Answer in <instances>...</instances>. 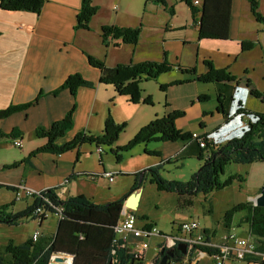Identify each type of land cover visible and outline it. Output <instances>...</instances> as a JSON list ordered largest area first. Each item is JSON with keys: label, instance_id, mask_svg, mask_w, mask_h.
I'll list each match as a JSON object with an SVG mask.
<instances>
[{"label": "crops", "instance_id": "obj_1", "mask_svg": "<svg viewBox=\"0 0 264 264\" xmlns=\"http://www.w3.org/2000/svg\"><path fill=\"white\" fill-rule=\"evenodd\" d=\"M135 1L139 3L141 0ZM165 1L167 8L157 4L155 0H146L142 16H136L128 6L115 13L114 17L102 19L101 0H93V4L99 10L93 17L89 30H75L82 0H45V5L39 15L31 12L5 11L0 7V110L8 108L10 105L30 103L42 94L38 102L28 110L0 120V132L9 134L13 129H19L23 133V137L20 138L22 140L20 148L13 145L14 140L0 138V191L11 194V196L8 194L10 196L8 202H1L0 206L13 204L14 200L18 201L16 199L17 191L8 190L3 186L17 188L19 185H24L37 192L58 188L57 194L62 200L79 195L86 196L83 192H78L79 183L77 181L83 177L75 176L80 173H75L68 165L66 156L69 152L60 156L39 154L32 158L28 164H22L12 169L4 167L20 162L32 151L43 146L46 140L38 139L35 130L38 127H49L52 123L61 120L74 105H76L74 128L59 143H66L81 132H88L95 136L101 135L106 116V113L101 110V100L107 85L99 83L100 71L90 65L88 56L103 61L108 67H115L118 64L145 61L163 62L166 60L183 69L194 68L197 74L207 72L204 61L210 60L217 69H227L240 80L230 84H205L195 80L193 74L179 70L164 74L159 78V83L156 82L157 84L169 85L175 82L179 84L170 86L165 92L159 88V92L162 94L161 99L164 101L162 112L152 111V107L149 105L132 104L127 97L116 95L113 88L109 87L107 91L114 92V98L117 96L118 102L126 104L132 110H137L138 117L133 134L137 129L155 119V114L161 117L172 111H180L184 115L176 121L178 130L182 133H197L202 136L217 132L216 140L220 139V145H222L230 139L222 137L229 134L227 132H237L239 135L242 131V125L237 117L232 116L229 119L235 89L238 92L237 95L242 90L241 103L243 104L244 99V109L253 113H264V102L251 96V90L245 83L246 80H251L253 86L258 90L249 70L254 71V67L258 65L255 63H264V22H258L254 18L248 0H232L230 34L229 39L224 41L200 40L198 37L200 15L193 16L188 6L181 0V4L186 6L189 14L186 13L184 21L180 20L178 11L175 10L178 1ZM202 1L194 0L197 2V6H200ZM118 10L120 9L118 8ZM262 16L264 17V14ZM105 25L139 27L141 36L138 44L136 46L120 44L117 47L113 45L105 47L101 39V29ZM186 32H192L190 38L185 36ZM175 33H181L179 39L173 38ZM247 41L252 42L254 46L249 51H243L242 43ZM172 42L176 43V51L173 52ZM203 49L206 51V55L204 54L199 60L200 50L203 51ZM213 51L215 54L210 56ZM194 58L197 66L192 64ZM239 62L246 72L237 76L234 67ZM199 63L201 65H198ZM76 73L81 74L86 81L92 82L94 87L80 88L76 97L69 90H62L57 95H53V92L60 88L70 75ZM143 88L145 95H149L151 88L148 83L143 84ZM200 97L204 98L200 99ZM219 97H221V111L218 110ZM157 99L160 101V95L157 96ZM115 121L121 123L122 119L117 118ZM155 143L157 144L149 145L145 150L159 152L163 160L162 162L154 160L148 165L149 167L164 164L167 161H176L181 156H196L199 152L196 143ZM75 162H77L76 158ZM49 164H53V166L51 167ZM71 175H74L75 178L66 182ZM23 200L25 203L20 205L19 203H23ZM90 200L96 203L94 197ZM33 201L34 197H23L18 201L19 203L13 204L14 207L10 209V212L16 214L24 211L32 205ZM134 214L137 217L138 227H146L148 223L156 227L155 223L149 219L140 220L143 215L139 216L136 212ZM36 220L42 226L43 222ZM58 222L59 218L54 231H40L41 235L55 234ZM242 225L241 234H236L242 238L254 239L259 247L260 243L251 235L248 226ZM202 228L208 231V235L212 239H216L217 233L211 232L207 226H202ZM231 229L230 225L227 231L232 232ZM177 230H175L176 233ZM153 238L161 240L155 243L151 254L150 243ZM151 240L149 249L144 255L148 261L156 260L159 257L158 249L164 241L162 237H152ZM129 242L134 245L139 240L131 236ZM191 264H212V261L203 258L197 259ZM240 264H260V259L257 256H248Z\"/></svg>", "mask_w": 264, "mask_h": 264}, {"label": "trees", "instance_id": "obj_2", "mask_svg": "<svg viewBox=\"0 0 264 264\" xmlns=\"http://www.w3.org/2000/svg\"><path fill=\"white\" fill-rule=\"evenodd\" d=\"M190 9L193 16L200 15V25L198 37L200 40H228L230 34L232 0H203L197 6L194 0H183ZM167 8L165 0H155ZM251 13L258 22H264V17L259 9L258 0H248ZM45 5V0H0V7L5 11L31 12L39 15ZM98 7L93 4V0H82L75 30H89L93 17L98 13ZM171 13L173 11L170 9ZM141 36V29L119 27L117 25H105L101 29V39L105 47L120 44L136 46ZM254 44L243 42V51H249ZM92 67L100 71L99 83L112 86L119 96H125L132 104L152 105L151 97H144L142 85L146 82H158L159 78L174 70L191 73L195 80L201 83H235L239 82L227 69H217L213 62L205 60L207 67L205 74H197L196 69H183L180 66L169 63L168 61L155 62L145 61L141 63L118 64L115 67H108L106 64L92 56H88ZM242 81V80H241ZM247 87L251 90L250 95L264 102V94L259 92L252 84L251 80H246ZM160 84V90L165 92L170 86ZM93 88L92 82L86 81L79 73L70 75L63 85L53 92L57 95L62 90H69L74 97L80 88ZM236 93V89L234 91ZM42 97L40 94L34 101L21 105H10L6 109L0 110V120L6 119L11 115L28 110ZM235 97V94H234ZM204 97H200L202 99ZM221 97H219L218 110L221 111ZM234 100V98H233ZM232 100V102H233ZM236 117L241 116L247 119L248 128L238 136L229 139L222 145L215 146L208 140V135L202 138L206 143L205 148H201L197 140L193 139L192 134L182 133L176 127V121L184 113L172 111L159 118L158 116L149 124L144 126L139 133L124 147H117L113 151L116 158H121L120 152L129 151L141 144L152 142H183L196 143L199 152L196 157L203 161L200 170L192 176L188 182L165 180L160 172L162 164L153 166L146 171L145 177L150 178V183L156 186L159 192L175 193L179 197H194L199 194L209 195L212 192L220 191L241 176H230L225 181L220 177L224 174L225 167L229 164H252L264 163V113H253L244 109L242 103L239 104ZM76 105L68 111L64 118L52 123L49 127H38L35 135L38 139H45L46 143L32 151L28 157L5 166V169L17 168L22 164H28L32 158L39 154H52L60 156L68 152L77 150L76 161H79V148L87 143L113 147L118 141L121 133L125 130L126 124H117L112 117H108L104 123V130L101 135L95 136L86 132L78 133L74 138L66 143L60 144L63 139L74 128V113ZM23 133L19 129H13L9 134L0 132V138L15 140L22 138ZM147 154L160 156V153L146 150ZM181 156V155H180ZM184 157V156H181ZM180 157V158H181ZM100 164L103 165V155H99ZM171 161H167L169 163ZM98 174L80 173L75 176L90 178L98 177ZM71 175L67 182L75 178ZM101 176V174L99 175ZM137 181L131 191L122 199L108 204H96L84 195L69 197L65 200L60 199L57 194L58 188L48 189L41 192V196L49 200L45 203L41 196H35L32 205L24 211L13 214L10 212L11 205L0 206V224L17 226L24 219L36 220L38 217L35 211L43 207L45 210L55 213L56 208H62V218L58 222L56 233L53 235H42L38 241L33 242L32 238L27 239L22 244H15L13 241L0 247V264H49L51 257L55 254H66L74 257V264H144L143 259L136 258L134 254L123 247V242L114 243L116 238L115 228L123 218L124 200L134 191L142 187L143 182L138 183L140 174H137ZM8 190L16 191V188L3 186ZM244 212L240 223L248 226L251 235L258 243V249L264 250V207L255 206L253 202L242 203L235 206L225 216L226 227L230 228L233 217L236 213ZM147 220V216L140 217ZM43 218L41 223L45 221ZM153 227L148 223L145 228ZM208 234V231H206ZM210 253V251H209ZM161 254L157 258L159 264ZM182 255L176 250L174 258L170 260L175 263L180 262Z\"/></svg>", "mask_w": 264, "mask_h": 264}, {"label": "rangeland", "instance_id": "obj_3", "mask_svg": "<svg viewBox=\"0 0 264 264\" xmlns=\"http://www.w3.org/2000/svg\"><path fill=\"white\" fill-rule=\"evenodd\" d=\"M177 1L178 5H176L175 10L178 11L179 19L184 21L186 16L189 14V11L185 5L181 4V0ZM258 1L260 4V13L264 14V0ZM145 3L146 0H141L139 3H137L135 0H130V2L129 0H101V5L103 8L101 17L102 19L114 17L115 13L124 10V8L128 6L131 8V11L136 14V16H142ZM118 8L120 10H118ZM184 34L186 37L190 38L192 32H186ZM180 36L181 33H175L173 38L179 39ZM175 45L176 43H171L172 52L176 51ZM194 52L196 53V50ZM204 54L206 55V51H204V49L203 51L200 50L199 60L202 58V56H204ZM212 54H215V51L211 52L210 56H212ZM195 63L196 61L194 58L192 64L197 66ZM201 63L198 65H201ZM240 63L241 62H239L234 67V72L237 74V76H240L246 72ZM255 64L258 65L254 67V71H249H251L252 79L255 82L259 92L264 94V63L258 62ZM146 83H148L151 90L148 93L149 95H145L144 92V97H151L152 105L150 107H152V111L162 112L164 101H162V94L159 92L160 84H157L154 81ZM109 87L112 86H107L106 92L103 93L101 100V110L106 113L105 121L108 117H112L114 121L117 118H121V123L115 122L117 124L125 123V130L121 133L118 141L113 147L104 145L99 146L103 149V165L100 164L99 154L97 152L98 146L94 143H87L79 148L80 158L78 162H75L77 151H72L73 153L69 152V154L66 156V160L68 159V165L72 170H74L75 173L82 172L98 174L96 175L98 177L95 179L79 178L77 181L79 183L78 192H83L86 194L88 199L94 197L97 204H108L110 202L122 199L131 191L133 185L136 183L137 174H140L148 168H151L148 165L154 160L158 162H162L163 160L161 158V154L160 156H156L146 153L145 148H147L149 145H156L157 143L155 142L150 144H141L129 151L120 152L119 154L121 158L119 160L116 158L112 150L117 147L126 146L139 133V131L151 121L140 129H137L133 134V131L135 130L134 125L136 118L138 117V114L136 113L137 110H132L131 108H128L126 104L118 102L117 96L114 98V92L107 91ZM142 89L145 90L143 85ZM112 90L115 91L114 88ZM237 93L238 92H236L234 100L238 101L240 104L243 95L242 90L238 95ZM158 95H160V101L157 99ZM243 105H245L244 99ZM234 107L235 105L232 103V112L229 114V119H231V117L235 116L236 114H233ZM156 117L157 115L155 114L154 118ZM69 133L67 135H69ZM227 133L229 134L222 137H226V139H232L234 138L233 136L237 135V132ZM218 142L221 143L220 139ZM49 165L51 167L53 166V164ZM202 165L203 161L199 160L195 155H187L176 161L162 164L163 169L161 170L160 174L165 180L168 181L188 182L192 179V176L200 170ZM103 172L116 174L117 178L115 182L110 183L108 180L102 179L99 175ZM235 175L241 176L243 180H238V178H236L230 186L220 191L212 192L207 196L204 194H199L194 197H179L175 193L159 192L156 189V186L150 183V178L148 175L145 177L144 181L143 179L145 175L143 176L142 180L140 176L138 183L143 182L141 187L142 198L139 207L135 212L139 216H147L150 221L155 223L156 228L161 232L162 236L176 234L175 230H177L179 222L197 220L201 226H207L210 228L209 230L211 232L217 233L215 241L218 242L224 236V234L229 232V230L227 231L228 228L225 224V216L227 213L239 204L253 202V198L260 194L264 186V163L229 164L225 167L224 174L221 175L220 179L221 181H225L230 176ZM8 194L9 193L6 191H0V203L8 202L7 200L11 196V194H9L10 196ZM14 201V205L19 203L16 200ZM24 201L25 200L22 201L23 203L19 204H24ZM13 204H9L11 205L10 209L14 207ZM244 215V212H239L234 215L232 223L230 224L232 226V232L241 234L243 225L240 223V220ZM57 221L58 218L55 214H49L46 220L43 221L42 226L39 225L37 220L33 219H24L17 226L0 224V247L7 245L10 241H13L17 245L22 244L27 239L31 238L35 231L52 232L55 229ZM240 227H242V229H240ZM160 240V238H153L151 240V254L155 248V243ZM180 262L175 263L172 261L171 263L179 264Z\"/></svg>", "mask_w": 264, "mask_h": 264}, {"label": "built area", "instance_id": "obj_4", "mask_svg": "<svg viewBox=\"0 0 264 264\" xmlns=\"http://www.w3.org/2000/svg\"><path fill=\"white\" fill-rule=\"evenodd\" d=\"M195 4H197V2H195ZM232 103L235 105L233 110L234 114L237 112V109L240 108V105L236 100H233ZM237 118L242 125V133L248 128V120L242 119L241 116H237ZM192 136L193 139L197 140L201 148L206 147V143L203 140L202 135L193 133ZM216 137L217 132L209 134L208 140L213 142L215 146H219L220 143L216 140ZM13 145L20 148L22 146V140L20 138L15 139ZM97 152L99 155H102L103 149L101 147H97ZM100 177L108 180L110 183H113L116 180L117 175L103 172ZM95 178L96 177H90L89 179ZM16 189V199L18 201L23 197L41 196V192L29 189L24 185H19ZM41 197L44 199L45 203H49L48 199L44 198V196ZM49 214H55L60 220L62 218V208H56L55 213H51L43 207L38 208L35 211V215L38 217L40 222L43 218H47ZM177 231L178 232L173 236H162L161 232L154 226L150 229L145 227L140 228L137 226L136 215L131 211L123 210V218L115 228L116 238L114 243L122 241L124 243L123 247L131 249V253L134 254L136 258L143 259L144 264H156L155 260L148 261L144 258L146 251L149 249V241L152 237H162L164 239L162 246L158 249L159 252L163 248H175L178 244L185 243L187 245L188 256L183 258L179 264H191L193 261L203 258L210 259L213 264H240L244 262L248 256H257L260 259V264H264V251L258 249L256 242L252 238H242L234 232H229L216 242L206 233L197 220L181 222ZM41 236L40 231H35L31 238L33 242H36ZM131 236L138 239L139 242L134 243L133 245V243L129 242ZM195 251H198L199 254L196 258L190 259L189 256H191Z\"/></svg>", "mask_w": 264, "mask_h": 264}, {"label": "water", "instance_id": "obj_5", "mask_svg": "<svg viewBox=\"0 0 264 264\" xmlns=\"http://www.w3.org/2000/svg\"><path fill=\"white\" fill-rule=\"evenodd\" d=\"M145 173H146V171H143L141 173V180H142L143 176L145 175ZM141 197H142V189L141 188L139 190L134 191L131 194H129V196L126 197L124 200L123 210L135 212L139 207ZM253 203L255 206L264 207V186H263L260 194L253 200ZM175 248L182 255V259L186 258L188 256L187 245L185 243L178 244ZM175 248H169V249L163 248L160 251V254L162 257L159 261V264H170V260L172 258H174ZM128 251L131 252V249H128ZM198 254H199V252L195 251L189 257H190V259L191 258L193 259V258H196ZM155 262H157V259L155 260ZM49 264H74V257L71 255L55 253L51 257ZM110 264H113V263L111 262Z\"/></svg>", "mask_w": 264, "mask_h": 264}]
</instances>
